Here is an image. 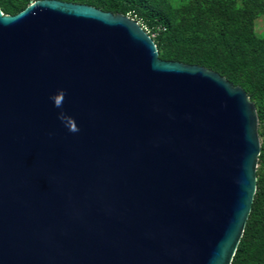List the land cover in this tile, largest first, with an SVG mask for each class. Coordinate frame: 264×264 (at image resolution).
I'll use <instances>...</instances> for the list:
<instances>
[{
    "label": "water",
    "instance_id": "95a60500",
    "mask_svg": "<svg viewBox=\"0 0 264 264\" xmlns=\"http://www.w3.org/2000/svg\"><path fill=\"white\" fill-rule=\"evenodd\" d=\"M257 123L241 87L161 59L126 15L0 9V264H231Z\"/></svg>",
    "mask_w": 264,
    "mask_h": 264
},
{
    "label": "trees",
    "instance_id": "16d2710c",
    "mask_svg": "<svg viewBox=\"0 0 264 264\" xmlns=\"http://www.w3.org/2000/svg\"><path fill=\"white\" fill-rule=\"evenodd\" d=\"M24 0L18 4L11 0H4L3 11L15 14L24 9L30 2ZM72 3L86 4L102 11L113 14L130 15L131 18L146 23L151 28H157V36L154 38L157 49L166 35L171 30V23L167 15L153 9L149 0H60ZM226 21L239 23L236 17ZM209 48L203 47L199 35H178L173 38L174 43L180 47L188 48L183 53L182 49L167 51L160 56L163 60L179 61L190 65H200L206 69L217 72L225 77L233 85L238 84V75L248 69L256 71L257 83L244 85V89L250 99L257 96L264 101V36L255 38L245 26L232 37H225L222 32L214 35ZM196 47L194 53L189 49ZM159 54V53H158ZM160 55V54H159ZM264 161V147H260L258 162ZM263 165L256 171V191L251 205V210L246 225L239 241L231 264H264V184L261 182Z\"/></svg>",
    "mask_w": 264,
    "mask_h": 264
},
{
    "label": "rangeland",
    "instance_id": "374dc122",
    "mask_svg": "<svg viewBox=\"0 0 264 264\" xmlns=\"http://www.w3.org/2000/svg\"><path fill=\"white\" fill-rule=\"evenodd\" d=\"M11 1L18 4L24 0ZM3 5L4 0H0L2 13L12 15L11 12L2 10ZM149 5L167 15L171 23V30L161 42L159 50L157 49L159 57L165 55L167 51L177 49H182L183 53L187 52L188 48L178 47L173 38L178 35H190L192 32L199 35L200 42H203V47L206 49L215 43L213 40L215 34L222 32L225 37H232L245 26L255 38L264 36V0H149ZM126 16L130 17V15ZM231 17H236L239 23L226 21ZM132 19L137 21L153 40L156 39L157 28H151L146 23H141L135 18ZM195 51L196 47L194 46L189 49L191 53ZM256 75L255 70L244 71L238 75V84L235 86L241 87L244 91V85L248 84L253 88V84L258 81ZM249 100L255 105L259 143L260 147H264V101H261L257 96L249 98ZM261 165H263L261 182L264 184V161L258 162L257 160V168H260Z\"/></svg>",
    "mask_w": 264,
    "mask_h": 264
}]
</instances>
